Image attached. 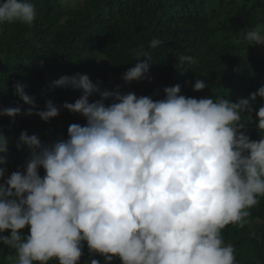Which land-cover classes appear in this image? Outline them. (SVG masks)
I'll return each instance as SVG.
<instances>
[{
    "label": "clouds",
    "instance_id": "1",
    "mask_svg": "<svg viewBox=\"0 0 264 264\" xmlns=\"http://www.w3.org/2000/svg\"><path fill=\"white\" fill-rule=\"evenodd\" d=\"M36 15L30 0H0V25L32 26ZM242 38L264 46V26ZM160 43L154 38L150 46ZM140 57L147 59L122 75L125 83L146 78L150 58ZM180 60L195 62L190 56ZM52 86L79 89L82 95L59 106L48 100L35 115L47 123L66 109L86 123L69 125L67 139L51 143L22 131L19 140L28 148L24 171L7 176L0 168V244L15 250L13 264H79L85 242L105 264L114 258L121 264H236L222 230L243 227L264 197V86L235 103L186 97L179 84L163 88L165 98L154 101L122 94L119 85L101 90L80 73L62 76ZM14 87L32 105L25 113L32 115L35 102L22 84ZM205 87L196 79L194 91ZM94 94L100 99L90 102ZM257 97L262 104L256 128L262 134L250 140L242 130L251 117L242 116L254 111ZM19 114V107L0 109V117ZM7 151L0 132L5 154L0 164ZM26 227L27 235L21 231Z\"/></svg>",
    "mask_w": 264,
    "mask_h": 264
},
{
    "label": "trees",
    "instance_id": "2",
    "mask_svg": "<svg viewBox=\"0 0 264 264\" xmlns=\"http://www.w3.org/2000/svg\"><path fill=\"white\" fill-rule=\"evenodd\" d=\"M30 2L37 13L32 26L0 25V109H21L14 118L0 117V132L8 147L6 163L0 168L7 169V176L24 171L28 148L19 140L22 131L51 143L67 139L69 125L86 123L80 114L66 109L47 123L35 115L48 100L59 106L80 98L82 90L52 86L62 76L87 74L101 90L119 85L122 94L134 92L154 101L165 98L163 88L177 84L186 97H225L233 103L250 99L264 86V46L248 45L242 38V33L264 26V0ZM154 38L161 42L155 48L150 46ZM141 53L151 62L146 78L125 83L122 75L147 59ZM181 56L193 57L195 62H181ZM196 79L205 81L203 90L194 91ZM17 83L35 102L32 115L25 114L32 105L15 94ZM98 99L94 94L90 102ZM252 104L254 111L242 116L244 121L250 116L252 122H245L242 131L250 140H258L262 133L256 128V111L262 101L257 97ZM44 174L40 168L39 175ZM258 199L243 227L230 224L222 230L224 242L235 250L236 264H264V197ZM21 231L29 234L28 227ZM15 256L14 249L0 244V264H13ZM92 259L105 264L103 256L89 253L85 242L79 264H91ZM112 264L121 261L114 258Z\"/></svg>",
    "mask_w": 264,
    "mask_h": 264
},
{
    "label": "rangeland",
    "instance_id": "3",
    "mask_svg": "<svg viewBox=\"0 0 264 264\" xmlns=\"http://www.w3.org/2000/svg\"><path fill=\"white\" fill-rule=\"evenodd\" d=\"M63 1H65V2H66L67 0H63Z\"/></svg>",
    "mask_w": 264,
    "mask_h": 264
}]
</instances>
